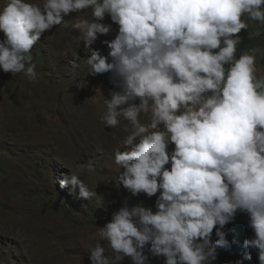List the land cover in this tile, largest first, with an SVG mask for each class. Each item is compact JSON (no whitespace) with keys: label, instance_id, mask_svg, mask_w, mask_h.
Instances as JSON below:
<instances>
[{"label":"clouds","instance_id":"obj_1","mask_svg":"<svg viewBox=\"0 0 264 264\" xmlns=\"http://www.w3.org/2000/svg\"><path fill=\"white\" fill-rule=\"evenodd\" d=\"M83 12L91 20L73 27L90 52L88 75L110 73L114 86L101 120L111 129L126 122L116 183L132 196L156 197L155 211L125 200L98 227L90 264H151L150 255L164 264H214L218 248L237 243L224 229L238 212L254 232L242 247L264 264V75L256 62L264 48L237 55L242 30L264 35V0H5L0 69L35 79L34 45ZM249 20L260 26L255 32ZM113 24L103 55L93 46ZM59 183L84 200L98 196L74 173ZM245 259L251 252L232 264Z\"/></svg>","mask_w":264,"mask_h":264},{"label":"rangeland","instance_id":"obj_2","mask_svg":"<svg viewBox=\"0 0 264 264\" xmlns=\"http://www.w3.org/2000/svg\"><path fill=\"white\" fill-rule=\"evenodd\" d=\"M4 2L0 0V7ZM84 19L91 20V13L66 16L34 45L35 79L0 69V264H90L98 227L109 222L125 200L129 206L143 203L155 211V196H132L116 183L121 169L114 155L127 134L126 122L121 118L111 129L101 120L105 97L110 98L114 86L110 73L88 75L85 59L90 52L73 27ZM105 22L112 23L110 17ZM248 23L249 32L260 27ZM113 28L93 46L103 55L109 49L102 41L117 34L118 25ZM240 35L238 56L251 54L256 46L264 48V35L249 37L247 29ZM256 62L264 75V57L258 55ZM141 120L147 123L145 117ZM71 173L98 196L84 200L79 189L61 187L59 181ZM150 259L151 264H164L163 257ZM124 264H132L131 258ZM214 264L232 263L219 254Z\"/></svg>","mask_w":264,"mask_h":264},{"label":"trees","instance_id":"obj_3","mask_svg":"<svg viewBox=\"0 0 264 264\" xmlns=\"http://www.w3.org/2000/svg\"><path fill=\"white\" fill-rule=\"evenodd\" d=\"M249 218L246 213L238 212L235 218V222L229 223L225 227L227 232V238L229 241L235 239L237 243L233 244L230 249L218 248V253L231 263L237 259H242L246 252H251L252 259L244 260V264H259L257 252L251 249H245L242 247L243 242L247 238H252L254 232L248 226ZM217 239L215 236V230L213 232V240Z\"/></svg>","mask_w":264,"mask_h":264}]
</instances>
